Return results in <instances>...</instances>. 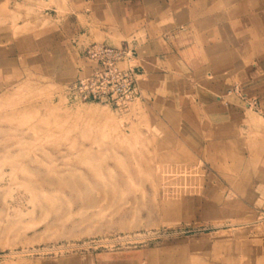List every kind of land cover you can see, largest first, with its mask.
<instances>
[{"label": "rangeland", "instance_id": "374dc122", "mask_svg": "<svg viewBox=\"0 0 264 264\" xmlns=\"http://www.w3.org/2000/svg\"><path fill=\"white\" fill-rule=\"evenodd\" d=\"M98 1L0 0V34L71 20ZM102 1L126 5L128 22L157 10L174 21V74L191 87L183 105L264 59V0ZM72 36L64 57L23 60L0 76V264H264V119L254 99L241 93L254 118L220 144L199 132L197 109L174 105L164 80L147 85L138 57L142 96L127 110L78 101L66 86L92 41Z\"/></svg>", "mask_w": 264, "mask_h": 264}, {"label": "crops", "instance_id": "0c3cea01", "mask_svg": "<svg viewBox=\"0 0 264 264\" xmlns=\"http://www.w3.org/2000/svg\"><path fill=\"white\" fill-rule=\"evenodd\" d=\"M92 5L87 10L75 9V12L73 10L72 16H69L71 20L67 18L65 21V18L56 16L48 19L45 26L35 27L25 33L17 35H13L10 31H7L6 35L1 33L0 76L9 73L18 62L23 60L47 59L49 56L64 57L67 52L65 43L69 42L71 35L72 38L85 36L92 41L91 43L96 42L95 36H100L101 41L96 43L117 45L114 43L118 42L119 45L123 42L129 44L125 37L131 33V37L137 41L135 43L138 50L136 48L135 50L146 72L147 85H154V90H157V82L164 80L161 82L162 87L169 85L176 95L179 94L174 105L182 106L183 109L189 108L192 113H195L192 109H197L204 120L198 122L199 132L206 140H215L220 144L239 139L241 125L254 118L248 113L251 107H247L246 101H242V92L247 99H254L256 103L251 112L264 119V80H261L264 77V69L261 68L264 59L252 62L241 82L236 79L231 82L219 81L218 84L206 82L204 87L195 89L194 103L183 105L186 92L190 91L191 87L183 76L177 78L174 74L176 68H181L171 45V34L167 35L175 28L174 21L170 17L167 21L161 20V11L157 10L152 19L128 22L126 5L112 9L102 0ZM65 27L69 31L65 32ZM111 36H114V39ZM233 53L240 58L238 48ZM138 65L140 67L139 61ZM88 69L89 63L83 57L80 58L74 78L79 74L87 73ZM188 73L193 72L188 71Z\"/></svg>", "mask_w": 264, "mask_h": 264}, {"label": "built area", "instance_id": "2783aa9c", "mask_svg": "<svg viewBox=\"0 0 264 264\" xmlns=\"http://www.w3.org/2000/svg\"><path fill=\"white\" fill-rule=\"evenodd\" d=\"M82 54L89 69L67 84L73 98L125 111L142 96L137 53L127 42L119 45L89 43Z\"/></svg>", "mask_w": 264, "mask_h": 264}]
</instances>
